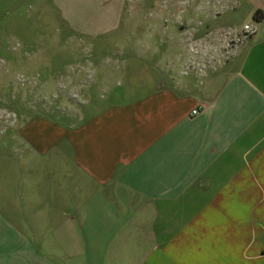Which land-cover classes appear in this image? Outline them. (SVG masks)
Listing matches in <instances>:
<instances>
[{
    "label": "crops",
    "instance_id": "1",
    "mask_svg": "<svg viewBox=\"0 0 264 264\" xmlns=\"http://www.w3.org/2000/svg\"><path fill=\"white\" fill-rule=\"evenodd\" d=\"M243 1L263 15L221 67L180 72L187 40L218 27L165 8L140 40L165 50L157 66L142 58L147 92L77 126L8 127L0 264H264V0Z\"/></svg>",
    "mask_w": 264,
    "mask_h": 264
},
{
    "label": "rangeland",
    "instance_id": "2",
    "mask_svg": "<svg viewBox=\"0 0 264 264\" xmlns=\"http://www.w3.org/2000/svg\"><path fill=\"white\" fill-rule=\"evenodd\" d=\"M65 3L70 7L69 19L63 18L62 8L52 0H0V11L6 13L0 25V182L1 151L12 149L8 127L35 116L77 126L107 102L127 101L152 87L149 78L141 75L142 58H152L157 66L165 50L140 40L157 12L196 10V23L218 27L204 44L187 40L189 57L180 67L185 75L221 67L241 45L236 48L232 42L233 30H242L245 23L255 25L243 0ZM114 10L120 13V25L102 32L101 22L113 21ZM166 51L181 54L185 50ZM200 55L203 62L198 64Z\"/></svg>",
    "mask_w": 264,
    "mask_h": 264
},
{
    "label": "built area",
    "instance_id": "3",
    "mask_svg": "<svg viewBox=\"0 0 264 264\" xmlns=\"http://www.w3.org/2000/svg\"><path fill=\"white\" fill-rule=\"evenodd\" d=\"M255 33H256V29L253 25L245 24L242 30H236V29L233 30L232 34H233L234 38H233L232 42L236 45V48H237L239 46V44L244 43V41L249 39ZM192 113H193V115H196V114H198V111L194 110Z\"/></svg>",
    "mask_w": 264,
    "mask_h": 264
},
{
    "label": "trees",
    "instance_id": "4",
    "mask_svg": "<svg viewBox=\"0 0 264 264\" xmlns=\"http://www.w3.org/2000/svg\"><path fill=\"white\" fill-rule=\"evenodd\" d=\"M262 15H263L262 12H259V11L256 12L254 17H253L254 22H259L260 21V16H262Z\"/></svg>",
    "mask_w": 264,
    "mask_h": 264
},
{
    "label": "flooded vegetation",
    "instance_id": "5",
    "mask_svg": "<svg viewBox=\"0 0 264 264\" xmlns=\"http://www.w3.org/2000/svg\"><path fill=\"white\" fill-rule=\"evenodd\" d=\"M210 46H212V42L210 41ZM209 51V53L212 55V52L210 50H207V52ZM208 56V54H206ZM210 56V55H209Z\"/></svg>",
    "mask_w": 264,
    "mask_h": 264
}]
</instances>
